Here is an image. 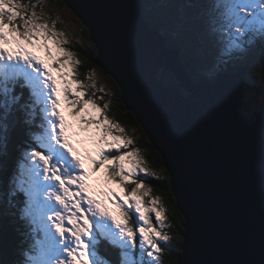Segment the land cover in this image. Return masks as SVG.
<instances>
[{"label": "snow or ice", "instance_id": "obj_1", "mask_svg": "<svg viewBox=\"0 0 264 264\" xmlns=\"http://www.w3.org/2000/svg\"><path fill=\"white\" fill-rule=\"evenodd\" d=\"M159 6L167 0H141L146 15ZM174 7L161 35L195 29L209 38L211 49L198 52L204 75L215 78L259 49L264 84V0H174ZM57 19L43 0H0V218L15 233L9 245L0 219V264H162L165 246L181 247L167 228L185 242L184 217L166 223L149 180L160 177L107 114L111 101L98 103L104 89L95 74L89 83L78 78L80 61ZM169 78L185 87L171 69ZM259 132L264 142V123ZM86 143L81 153L76 145ZM234 264H264V256Z\"/></svg>", "mask_w": 264, "mask_h": 264}, {"label": "water", "instance_id": "obj_2", "mask_svg": "<svg viewBox=\"0 0 264 264\" xmlns=\"http://www.w3.org/2000/svg\"><path fill=\"white\" fill-rule=\"evenodd\" d=\"M62 1L87 28L97 50L94 63L115 80L126 108L173 173L171 192L185 220L177 264L259 261L264 105L254 121L241 110L249 68L224 71L217 80L193 79L180 48L145 19L138 0ZM170 69L185 91L165 82Z\"/></svg>", "mask_w": 264, "mask_h": 264}, {"label": "rangeland", "instance_id": "obj_3", "mask_svg": "<svg viewBox=\"0 0 264 264\" xmlns=\"http://www.w3.org/2000/svg\"><path fill=\"white\" fill-rule=\"evenodd\" d=\"M43 2H44L45 10L51 15L52 19H57V17H59V19H57L55 27L58 31H62L65 33L67 39L69 40V43L66 44L65 47L69 48L75 54L76 58L80 61V65L78 66V68H81V66L84 65V59L82 58V56L79 55L78 51L74 48V46H78V47L86 46L88 48L92 44V42L90 41L89 37L86 34V29H85L86 27L82 24L79 17L75 15V13L69 7L65 5H61L56 0H43ZM138 3L141 6V0H138ZM37 10L39 11V9ZM143 14L145 18H147V20H149L152 24L158 22L160 25H162L165 22H172L176 18V15H177L176 8L174 7V0H167V6H159L148 15H146L144 11H143ZM166 40H167V43H169L171 46H177L183 49L187 53V55H190V57H192L193 60L196 62V65L198 66L200 73H202L201 72L202 64L200 62L198 52H204V51H208L211 49L212 41L209 38H203V39L198 38L196 35V30L193 29L191 31H186L180 36H172L171 34H169ZM249 57L254 59V62H252L253 71L252 72L250 70L248 71L246 87L250 89L246 93V101H245L246 110L245 109L243 110L250 114H254L255 117H253L252 119H248L250 121H254L256 118L255 112L258 110L260 99H261V96L257 95L256 91L258 90L264 91V84L261 83V77L258 72L259 67H260L259 49L251 53L246 58V60ZM237 63H242V62L240 61ZM163 70H164L163 68L159 70L158 75H157L158 78H161V75L163 74ZM93 73L95 74L94 82L97 88L104 89L103 93L98 92L97 95H104L105 100L98 101V103L103 104L106 101H111V105L109 109L111 110L113 106L112 104L114 102L115 90L112 87L110 78H108V76L105 74L104 71H102L101 68L99 67L97 68V66H95L94 68L87 71L85 74L83 72V77L80 75V72H78V75L80 76L79 79L82 81H85L86 83H89L90 81H87L86 77L89 75H92ZM169 79H170L169 71H167L165 74L164 80L166 82V80L168 81ZM90 90L92 91V89H89V91ZM183 91L185 90L183 89ZM107 114L109 115V112ZM109 116L113 120L118 121L117 119H114L113 116L111 115ZM69 119L71 118L69 117ZM122 126L127 130L126 134L134 138L135 144L133 146L139 148L142 156L144 157V149L138 145L139 144L138 138H140V134L137 128L135 129L133 126L127 127L126 125H122ZM76 139H82V137H77ZM76 146L81 151V153L84 152L85 148H91V145L87 143L84 144L83 146L80 144H77ZM147 167L150 170L154 171L157 174V176L159 177L162 176V170L153 169L152 167H150L148 163H147ZM100 175H101L100 173L97 174V176H100ZM95 182H96L95 178H93V180H90V183H95ZM112 187H115V185H112ZM157 197H160V196H157ZM160 199H161V203L166 209V214L168 216V220L166 221V223L175 224L174 219H172V217H174L175 214L170 209H168L166 201L162 197H160ZM166 231H168L170 234L173 235V242L174 244H176L177 241L175 240V232L172 231V228H167ZM165 247H166V251L164 253L162 260L164 259V257L168 256V250H169L168 247L170 246H165Z\"/></svg>", "mask_w": 264, "mask_h": 264}, {"label": "trees", "instance_id": "obj_4", "mask_svg": "<svg viewBox=\"0 0 264 264\" xmlns=\"http://www.w3.org/2000/svg\"><path fill=\"white\" fill-rule=\"evenodd\" d=\"M56 1L58 3H60L61 5L66 6V4L62 0H56ZM141 9H142V7H141ZM142 13H143V11H142ZM145 19L147 20V18H145ZM147 21L152 26L156 27L160 31L161 25L158 22H156L157 24L156 23L152 24L149 20H147ZM85 29H86V34L89 37V32H88L87 28H85ZM165 38L167 39V37H165ZM89 39H90V37H89ZM90 41H91V39H90ZM172 47H177V46H172ZM74 48L78 51L79 55L82 56V58L84 59V65H82L81 68H78V72H80V75L83 77V72L86 73L90 69L97 66L93 61L94 57L96 56L97 50H96L93 43L88 48L86 46L85 47L74 46ZM180 53H181V57L183 60V64H184L186 70L188 71V73L193 77V79L217 80L218 76L215 78H209L208 76L200 73V70H199L198 66L196 65V62L193 60V58L190 57V55H187V53L181 48H180ZM241 62L242 63H235L234 65H230L226 71L233 72V71L238 70L240 67H244V66H247L251 72L253 71V66H252V62H254L253 58L249 57L247 60L244 59ZM97 68H98V66H97ZM106 75L108 76V78H110V81L112 83V87L115 90L114 102L112 104L113 106H112L111 110H108L109 115L113 116L114 119H117L122 125H126L127 127L128 126L129 127L130 126H133V127L136 126L140 130L142 138L140 140L138 139V142H139L138 145L144 149V157L148 161L147 163L153 169L162 170V176L160 177L159 180H153V179L149 178L150 182L153 184L152 193L155 196L162 197L166 201L168 209H170L176 216V217L175 216L172 217V219H174V223L178 226V222H179L182 214L177 209L176 204H175V200L172 199V197L174 195L172 194L171 191H169L170 182L167 178L168 174L165 172L166 167L161 166V157L162 156L157 155V153H159V152L153 147L148 136L144 132L142 126L136 121L135 115L129 110L125 111L126 106H125V104L121 98V91H120L117 83L115 82V80L111 76H109L108 74H106ZM79 77L80 76L78 75V78ZM166 83L170 84L169 80L168 81L166 80ZM249 89L250 88H247V87L245 88V95H244L243 102L241 105V110L246 108L245 107L246 93ZM90 92H91V90H90ZM256 93H257V95L261 96V99H260L258 110L255 112V114L258 113L262 104L264 105V91L258 90V91H256ZM104 100H105V98H104ZM243 112L246 115L247 119H252L253 117H255L254 114H250L248 112H245L244 110H243ZM0 219H2V223L4 224V227L6 230L5 231L6 242L9 245L14 244L15 233L12 232L11 226L8 224V218L3 217ZM183 230H184V228H183ZM172 231L176 232V228H172ZM176 244H181V242L177 241ZM168 249H169L168 250V256L164 257V259L162 260L163 261L162 264H170V261L175 262V264H177L178 255L180 253V248L178 249L173 245V246L168 247ZM105 255H109L113 259L115 258L114 253H111V252H106Z\"/></svg>", "mask_w": 264, "mask_h": 264}, {"label": "flooded vegetation", "instance_id": "obj_5", "mask_svg": "<svg viewBox=\"0 0 264 264\" xmlns=\"http://www.w3.org/2000/svg\"><path fill=\"white\" fill-rule=\"evenodd\" d=\"M134 128L136 129L137 127L134 126ZM137 130L139 131V134H140V138H138L140 140L142 138V135H141V132H140V130L138 128H137Z\"/></svg>", "mask_w": 264, "mask_h": 264}, {"label": "bare ground", "instance_id": "obj_6", "mask_svg": "<svg viewBox=\"0 0 264 264\" xmlns=\"http://www.w3.org/2000/svg\"><path fill=\"white\" fill-rule=\"evenodd\" d=\"M157 12V11H156ZM153 14V13H152ZM154 19V18H153ZM157 24V23H156ZM175 40V39H174ZM81 52V51H80ZM85 67V66H84ZM192 73V72H191ZM85 74V73H84ZM105 97V96H104ZM161 174V173H160ZM164 176V175H163ZM182 243V242H181Z\"/></svg>", "mask_w": 264, "mask_h": 264}]
</instances>
